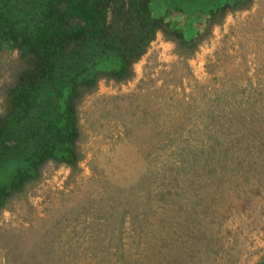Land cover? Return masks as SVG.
<instances>
[{"label": "rangeland", "instance_id": "1", "mask_svg": "<svg viewBox=\"0 0 264 264\" xmlns=\"http://www.w3.org/2000/svg\"><path fill=\"white\" fill-rule=\"evenodd\" d=\"M179 16L175 21L186 31ZM132 74L121 82L99 79L78 108V170L47 163L28 202L4 212L1 227L26 246L29 238L35 244L50 234L52 251L39 254L40 264H150L162 246L155 237L157 219L171 216L168 197L154 194L167 181L161 179L165 168L177 164L180 146L208 152L213 145V160L222 158L220 165L212 160L214 173L221 176L208 198L215 215L207 225L224 246L237 239L236 264H255L264 254V0H252L250 8L228 12L209 26L186 60L158 31L132 64ZM175 128L181 133L168 142ZM234 138L239 140L230 142ZM153 170L150 196L145 187L133 193L142 204L135 205L136 217L123 213L122 256L117 215L125 210L127 192L119 191L145 182ZM145 208L152 211L144 215ZM176 230L183 228L167 220L163 238L181 241L183 236L171 234ZM149 243L153 249L144 250ZM33 246L25 249L33 253ZM19 252L17 257L0 248V264H31L33 255ZM224 253L214 246L206 264H217Z\"/></svg>", "mask_w": 264, "mask_h": 264}, {"label": "trees", "instance_id": "2", "mask_svg": "<svg viewBox=\"0 0 264 264\" xmlns=\"http://www.w3.org/2000/svg\"><path fill=\"white\" fill-rule=\"evenodd\" d=\"M251 3L252 0H206L202 4L200 0H0V217L6 211L13 212L19 202H28L30 187L41 178L47 163L63 164L71 173L78 170L83 157L79 149L78 108L87 95L97 90L100 78L115 82L130 79L132 64L158 31L174 43L179 58L186 60L193 56L209 26L228 12L250 8ZM179 15L186 31L175 21ZM180 131L181 128L170 131L167 141H174ZM234 140L239 139L230 142ZM175 152L177 164L170 163L165 168L161 179L167 181L154 191L155 196L168 197L171 202L167 203L172 205L168 206L169 219L167 210H162L166 217L157 219L155 237L162 246L154 249L158 253L151 257L150 264H206L214 246L218 252L225 251L217 264H236L237 239L224 246L217 232L213 237L207 225L215 215L207 203L221 176L214 173L213 163L220 165L222 158L213 160V145L208 152L181 146ZM11 165L15 168L8 177L1 178ZM154 178L156 170L145 182L141 180L119 191L127 192L125 210L117 215L116 242L120 243L122 256L123 213L136 217L135 205L141 203L132 197L133 193L145 187L150 196ZM182 205L188 208L183 210ZM149 209L145 208L144 215ZM167 220L183 228L181 233H171L183 236L181 241L163 238ZM8 231L0 225V248L17 257L19 251L33 255L31 264H40L39 254L52 251L50 234L35 244L29 238L31 245L26 246ZM32 244L33 253L25 249ZM146 249H153V244L145 245ZM255 264H264V254Z\"/></svg>", "mask_w": 264, "mask_h": 264}]
</instances>
